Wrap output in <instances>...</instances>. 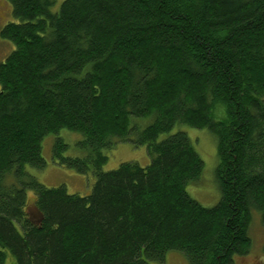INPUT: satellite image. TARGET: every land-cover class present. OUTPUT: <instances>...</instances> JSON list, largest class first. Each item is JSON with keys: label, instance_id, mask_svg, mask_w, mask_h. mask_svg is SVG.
<instances>
[{"label": "trees", "instance_id": "obj_1", "mask_svg": "<svg viewBox=\"0 0 264 264\" xmlns=\"http://www.w3.org/2000/svg\"><path fill=\"white\" fill-rule=\"evenodd\" d=\"M6 1L0 264H148L172 250L188 264H234L246 254L253 210L264 224V0H62L57 11L56 0ZM178 124L215 137L213 206L186 191L203 161L184 130L171 132ZM61 128L83 135L84 156H63L60 138L53 156L92 171L86 195L26 170L45 165L41 141ZM121 141L145 145L149 163L103 170Z\"/></svg>", "mask_w": 264, "mask_h": 264}, {"label": "rangeland", "instance_id": "obj_2", "mask_svg": "<svg viewBox=\"0 0 264 264\" xmlns=\"http://www.w3.org/2000/svg\"><path fill=\"white\" fill-rule=\"evenodd\" d=\"M61 2L62 0H56L52 7L53 11L58 10ZM10 20H12L10 5L6 0H0V28ZM13 47L11 42L0 37V61L5 58ZM150 121L151 117L138 118L141 127ZM177 129L184 130L187 133L203 161L200 179L194 183H188L186 191L200 204L207 207L213 206L220 197L216 178L218 158L215 137L206 128H195L186 124H178L173 127L171 132ZM167 134H161L159 139ZM56 138H60L66 144V147L61 152L63 156L82 157L86 154L85 149L79 144V141L83 139V135L74 130L61 128L57 133H48L41 141L40 151L45 160V165L42 168L26 165L27 172L48 187L64 185L69 193H78L80 195L90 193L95 181V175L92 171L80 173L73 167L59 163L53 156V144ZM105 154L108 159L102 166L103 170L117 168L124 161H133L142 166L147 165L150 161V155L145 145L134 146L128 141H121L113 148L106 149ZM26 193L28 199L27 213L34 220H38L40 215L33 204L34 195L30 190H27ZM248 232L251 237V248L244 255H236L234 264H264V224L260 220L259 211H252ZM148 264H188V261L182 252L172 250L167 253L163 262H149Z\"/></svg>", "mask_w": 264, "mask_h": 264}, {"label": "water", "instance_id": "obj_3", "mask_svg": "<svg viewBox=\"0 0 264 264\" xmlns=\"http://www.w3.org/2000/svg\"><path fill=\"white\" fill-rule=\"evenodd\" d=\"M37 210V209H36ZM37 212L39 213V211L37 210ZM40 215V214H39Z\"/></svg>", "mask_w": 264, "mask_h": 264}]
</instances>
